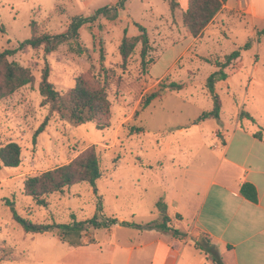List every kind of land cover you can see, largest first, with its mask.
Segmentation results:
<instances>
[{
	"label": "rangeland",
	"instance_id": "rangeland-1",
	"mask_svg": "<svg viewBox=\"0 0 264 264\" xmlns=\"http://www.w3.org/2000/svg\"><path fill=\"white\" fill-rule=\"evenodd\" d=\"M116 1L0 0V51L13 50L9 59L28 68L34 78L31 84L0 99V146L13 141L21 148L17 167L0 166V264L74 263L67 257L68 244L60 240L57 227L27 233L12 218V206L32 223L59 225L91 218L101 197L106 216L145 223L160 218L158 201L179 188L187 165L183 161H191L192 172L202 157L215 155L214 144L225 134L221 119L233 125L244 110L253 120L245 115L241 123L253 126L259 135L264 133V27L249 35L251 24L241 15L230 13L222 23L218 20L210 25L207 34L190 40L183 39L182 30L180 36L175 33L174 24L179 26L175 18L161 19L154 25L164 26L162 33L148 31L149 62L144 70L140 42L127 59L119 53L123 35L130 36L133 27L124 11L114 20L100 16L79 29V43L87 49L82 54L73 50L74 42L48 53L43 47L17 48L31 36L32 22L39 33H63L73 17L90 16ZM135 11L138 13L137 8ZM135 16L143 25L148 22ZM182 27L190 35L183 22ZM246 42H250L249 48L241 49L240 57L224 68L227 78L215 84L221 100L219 119L197 121L213 106L205 83L217 70L215 61H224L226 54ZM46 68L48 80L62 93L81 75L98 77L110 102L109 125L103 129L94 121L75 125L61 118L49 103L43 104L39 85ZM170 83L182 87L164 89L142 107L150 93ZM45 120L44 130L34 139V132ZM90 148L97 154L102 174L95 187L75 184L45 196V205L25 194L27 177L67 164ZM195 152L197 158L191 160ZM188 185L185 181L181 189L187 190ZM8 201L12 205H7ZM100 234V230L90 229L81 241Z\"/></svg>",
	"mask_w": 264,
	"mask_h": 264
},
{
	"label": "crops",
	"instance_id": "crops-1",
	"mask_svg": "<svg viewBox=\"0 0 264 264\" xmlns=\"http://www.w3.org/2000/svg\"><path fill=\"white\" fill-rule=\"evenodd\" d=\"M175 1L177 6L172 10L167 0H126L119 13L126 12L133 26L130 36L139 33L135 29L138 14L148 21L145 25L139 23L147 33H151L150 29L162 33L164 26L154 24L163 18H175L179 26L174 24L171 30L179 36L182 30L184 40L195 39L182 27V14L189 0ZM230 13L249 21L252 29L249 35L264 27V0H226L202 34H207L209 26L216 25L218 20L222 23L224 16ZM221 122L225 134L214 144L215 155L202 157L192 172L191 161H183L187 165L183 168L185 174L179 188L158 201L165 207L161 213L169 216V225L183 236L115 224L96 229L102 234L83 245H68L69 260L73 264H214L196 245L199 235L204 234L216 246L224 264H264V133L255 136L254 127L242 124L240 118L233 125L222 119ZM196 158L197 152L191 160ZM185 181L189 185L183 191ZM244 182L256 188V202L241 194L240 185ZM172 184L178 187L175 182ZM118 219L124 220L123 217Z\"/></svg>",
	"mask_w": 264,
	"mask_h": 264
},
{
	"label": "trees",
	"instance_id": "trees-1",
	"mask_svg": "<svg viewBox=\"0 0 264 264\" xmlns=\"http://www.w3.org/2000/svg\"><path fill=\"white\" fill-rule=\"evenodd\" d=\"M126 0H117L113 6H103L95 10V12L87 17L75 16L71 19L67 29L63 33L48 34L39 33L36 28V23H31V36L19 43V49L30 46L32 48L43 47L45 52L54 51L63 43L74 42L76 47H72L77 54L87 52V49L79 43V29L86 23L95 21L102 16L108 20L118 18L119 10L124 8ZM226 0H189L188 8L182 14L183 25L187 28L193 37H199L204 28L213 20L215 15L221 9ZM173 10L177 3L171 0L169 3ZM139 33L135 36L123 35L119 53L125 60L133 52L136 44L141 43L140 58L141 67L144 70L149 60H146V55L150 49L147 29L135 23ZM250 42H246L238 50H234L224 56V61H215L217 70L211 72L205 86L213 100V106L210 110L203 111L197 118V121H202L207 118L219 119L221 111V100L215 91V84L218 81L225 80L227 73L224 68L229 66L233 61L240 57L241 49H247ZM13 50L5 49L0 51V99L6 98L17 89L31 84L34 80L30 70L18 62L10 60L9 56ZM104 55L101 53V59ZM47 68L43 71L42 79L39 85V93L42 96L43 104L49 103L51 109L56 111L61 118L67 119L75 125L84 124L90 121L96 122L99 129H103L109 125L110 119V102L107 97L106 87L100 82L98 77H90L81 75L76 78L75 84L66 92L57 91L53 84L48 80ZM182 87L179 83H170L168 86H163L158 90L150 93L144 100L142 107H146L150 102L164 91V89L174 90ZM248 116L253 120V117L248 115L244 110H241L239 118ZM47 124V120L43 121L38 129L34 132V139L41 133ZM255 136H259L255 133ZM21 148L17 142H8L0 146V166L17 167L21 161ZM99 160L94 148L85 150L79 156L74 158L67 164L57 166L53 169L44 171L39 175L29 176L23 182V190L26 195L31 196L38 205H45V196L63 192L65 188L79 183H88L95 187V182L101 177ZM96 192V191H95ZM240 192L247 199L256 202L257 191L253 184L244 182L240 185ZM95 213L91 218L77 221L72 220L70 223H62L55 225L37 224L28 221L17 214L12 206V218L17 221L25 232L42 233L51 230L54 227L58 228V233L61 241L66 242L69 246H80L85 243L81 241V236L90 229L108 228L112 225L119 224L125 227H134L137 229H156L170 231L175 236H183L184 234L169 225V216L161 213L160 218L153 219L145 223H136L130 221H120L114 216H106L103 213V205L101 197H98ZM7 205H12L8 201ZM161 210H165L164 206L157 203ZM197 247L205 252L208 258L214 264H224L216 246L211 243L210 239L201 234L200 241L196 243ZM1 261V259H0Z\"/></svg>",
	"mask_w": 264,
	"mask_h": 264
},
{
	"label": "water",
	"instance_id": "water-1",
	"mask_svg": "<svg viewBox=\"0 0 264 264\" xmlns=\"http://www.w3.org/2000/svg\"><path fill=\"white\" fill-rule=\"evenodd\" d=\"M165 212V211H164Z\"/></svg>",
	"mask_w": 264,
	"mask_h": 264
}]
</instances>
